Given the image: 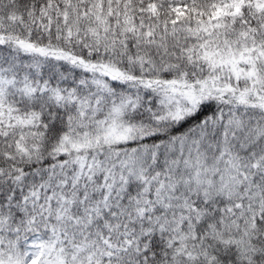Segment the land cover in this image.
I'll use <instances>...</instances> for the list:
<instances>
[{"label": "snow or ice", "instance_id": "snow-or-ice-1", "mask_svg": "<svg viewBox=\"0 0 264 264\" xmlns=\"http://www.w3.org/2000/svg\"><path fill=\"white\" fill-rule=\"evenodd\" d=\"M0 264H264V0H0Z\"/></svg>", "mask_w": 264, "mask_h": 264}]
</instances>
